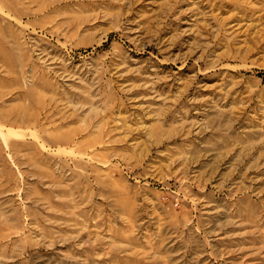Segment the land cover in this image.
I'll return each instance as SVG.
<instances>
[{
    "label": "rangeland",
    "instance_id": "1",
    "mask_svg": "<svg viewBox=\"0 0 264 264\" xmlns=\"http://www.w3.org/2000/svg\"><path fill=\"white\" fill-rule=\"evenodd\" d=\"M0 264H264V0H0Z\"/></svg>",
    "mask_w": 264,
    "mask_h": 264
}]
</instances>
